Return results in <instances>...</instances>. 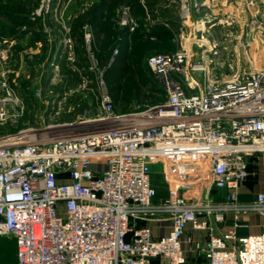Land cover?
Wrapping results in <instances>:
<instances>
[{"label": "built area", "instance_id": "obj_1", "mask_svg": "<svg viewBox=\"0 0 264 264\" xmlns=\"http://www.w3.org/2000/svg\"><path fill=\"white\" fill-rule=\"evenodd\" d=\"M90 57L96 116L0 135V236L15 239L17 264H264V230L237 232L241 215L264 216V192L238 200L249 163L264 159V70L196 92L189 53H154L146 64L165 100L120 113ZM8 103L0 99V120ZM227 214L233 227L209 232L194 245L201 260L190 259L188 226L212 230Z\"/></svg>", "mask_w": 264, "mask_h": 264}, {"label": "rangeland", "instance_id": "obj_2", "mask_svg": "<svg viewBox=\"0 0 264 264\" xmlns=\"http://www.w3.org/2000/svg\"><path fill=\"white\" fill-rule=\"evenodd\" d=\"M93 1L0 0L11 11L24 13L34 21L33 26L19 24L12 31L3 25L0 28L3 35L0 36V99L9 101L8 117L0 120V135L74 121L84 115L96 116L98 77L90 54L88 58L81 56L84 70L72 67L74 73H71L66 64L76 59L73 44L67 37V21L79 8ZM162 2L166 4L159 7L158 19L177 24L175 49H183L190 55L194 91L229 79L238 71L264 70V0ZM84 30L87 49L85 34L89 32L87 28ZM60 39L65 46L61 63L51 60L45 64ZM18 52L20 57L15 59ZM3 82L10 92L14 91L13 95L7 96ZM160 169L159 164L152 166L154 177L162 182Z\"/></svg>", "mask_w": 264, "mask_h": 264}, {"label": "trees", "instance_id": "obj_3", "mask_svg": "<svg viewBox=\"0 0 264 264\" xmlns=\"http://www.w3.org/2000/svg\"><path fill=\"white\" fill-rule=\"evenodd\" d=\"M162 1L95 0L85 8H79L67 21L68 38L76 55L74 61L66 62L69 71L74 73L72 67L84 70L81 56L86 55L88 58V54H92L103 72L104 82L117 112L127 113L135 110L136 105L141 108L165 100L163 90L148 74L146 64L151 54L177 50V24L169 19H158L159 7L166 4ZM4 4L0 3V28L3 25L4 29L12 31L18 24L33 26L34 21L28 15L11 11ZM122 7L128 9L130 23L126 25L120 24ZM85 28L90 33L89 49L84 43ZM115 49L117 53L113 55ZM50 54L45 64L52 60Z\"/></svg>", "mask_w": 264, "mask_h": 264}, {"label": "crops", "instance_id": "obj_4", "mask_svg": "<svg viewBox=\"0 0 264 264\" xmlns=\"http://www.w3.org/2000/svg\"><path fill=\"white\" fill-rule=\"evenodd\" d=\"M19 25V24H18ZM0 36H3L0 33ZM68 37V34H67ZM62 40L60 39L55 43L54 48H52V62L61 63V57L64 55V47L62 45ZM19 50V49H17ZM20 54H15V59H18ZM52 63V64H53ZM253 161L248 166L249 175L244 185L239 189L238 200L240 202H251L255 199L257 193L264 192V159L254 157ZM155 177H153V185L157 189V199L165 197L166 190L164 184ZM222 191H218L217 195H221ZM205 217H201L200 220H203ZM239 224L242 226L237 229L238 235H247V234H258L264 230V216L257 212H251L239 217ZM233 227V215H225V222L218 224L212 221L211 228L212 230H190V226L187 228V233L191 235V242L186 243L185 251L186 255L194 260L200 261L198 253L194 249V245L198 242L201 245L207 243L209 232L213 234H220L226 232V230ZM156 231V230H155ZM0 264H17L16 257V242L13 237L9 236H0Z\"/></svg>", "mask_w": 264, "mask_h": 264}]
</instances>
